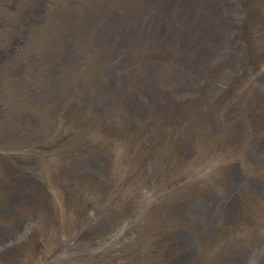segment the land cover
Here are the masks:
<instances>
[{
  "label": "rangeland",
  "instance_id": "rangeland-1",
  "mask_svg": "<svg viewBox=\"0 0 264 264\" xmlns=\"http://www.w3.org/2000/svg\"><path fill=\"white\" fill-rule=\"evenodd\" d=\"M87 1L0 0V164L7 154L31 156V126L61 100L65 87L74 90L76 103L98 93L111 109V87L100 80L109 84L112 75L94 73L95 58L84 56L81 38L67 40L54 57L63 38L57 29L61 20L70 11L73 23L80 22L82 7L90 8ZM185 19L183 14L178 30ZM41 20L47 22L41 26ZM262 128L258 120L248 145L226 152L204 141L197 159L173 140L147 151L133 138L126 141L121 130L97 128L87 141L57 130L40 147L50 160L70 161L60 171L68 190L74 185L68 180L72 169L80 170L76 198L52 205L25 195L31 215L14 235L17 227L0 211V264H178L187 255L195 259L207 237H212L208 262L219 264L217 234L232 236L220 264H264ZM105 140L107 148H95ZM81 145L96 155H84L86 163L73 167L76 157L64 153ZM21 180L19 171L6 178L0 171V197L6 183Z\"/></svg>",
  "mask_w": 264,
  "mask_h": 264
}]
</instances>
